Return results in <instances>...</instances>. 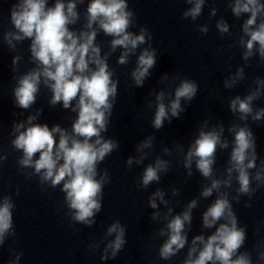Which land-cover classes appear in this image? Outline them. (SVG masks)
I'll use <instances>...</instances> for the list:
<instances>
[{
  "label": "clouds",
  "instance_id": "clouds-1",
  "mask_svg": "<svg viewBox=\"0 0 264 264\" xmlns=\"http://www.w3.org/2000/svg\"><path fill=\"white\" fill-rule=\"evenodd\" d=\"M187 7L182 19L193 22L202 15L208 0H183ZM85 0H15L10 8V25L0 39L7 45L12 56V103L24 116L37 103L41 88L51 95L48 105L74 113L68 127L57 123L49 127L41 123L43 108H36L23 119H14L9 136L11 148L20 153L16 159L17 170L26 178L38 177L39 185L53 190L59 188L67 208L70 225L91 228L102 211L104 188L111 183L109 170L100 165L113 152L120 149L118 140L106 136L112 123L113 110L118 95L119 78L116 68L109 64L110 57L119 50L117 65L127 66L132 57L135 65L128 73L133 88H140L152 76L157 64L158 50L153 47V34L146 26L138 32L136 13L129 7V0H87L81 14L80 5ZM227 9L237 20H242L235 44L242 49L244 64L223 79V87L231 90L245 79V68L258 58L264 64V0H226ZM218 9L213 6L209 16L215 17ZM79 25V27H77ZM215 28L223 37L232 36L230 25L223 17L216 20ZM197 30L206 35L208 24L198 25ZM109 37L105 51L98 36ZM28 41V63L32 66L18 72L23 51L18 45ZM18 73V74H17ZM178 82V83H177ZM159 90L151 88L145 100L148 109L154 108L151 127L159 131L165 122L182 119L186 106L198 93L195 80L164 73ZM166 89H171L166 90ZM264 97V77L255 76L245 95H235L228 102L229 111L238 123H231L225 135L222 121L211 123L205 119L199 124L197 134L187 148L180 142L173 147H163V156L173 152L183 155L182 163L186 179L199 173L204 183L198 196L189 200L179 212L174 211L164 189L157 187L147 198V207L153 211L150 220L162 225L155 233L163 238L157 251L158 258L170 261L186 250L181 264H264V239L258 240L251 251L245 245L248 239L247 225H241L233 202L239 204L248 197L244 207L251 208V199L264 187V158L257 152L256 137L249 125L264 121V107L255 102ZM155 134H149L135 145V155L126 158L128 170L143 165L155 152ZM222 169H217V153L229 150ZM8 159L0 151V168ZM257 161H259L257 163ZM172 162L155 156L143 167L136 180L137 190H147L159 184L162 176L169 173ZM30 170V171H29ZM14 194L0 195V248L9 237H16L13 213L16 204ZM172 197L180 190L171 188ZM214 197L201 215V234L192 236L193 210L201 200ZM162 206V207H161ZM203 230H212L203 234ZM260 229L257 227L256 232ZM127 226L119 219L107 225L103 236L88 245V254L100 252V260L116 259L127 244ZM103 246V247H102ZM7 264H20L23 252L10 249ZM253 252L256 260H253Z\"/></svg>",
  "mask_w": 264,
  "mask_h": 264
}]
</instances>
